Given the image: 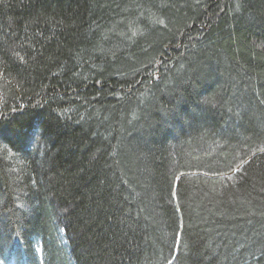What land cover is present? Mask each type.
<instances>
[{"label": "trees", "instance_id": "trees-1", "mask_svg": "<svg viewBox=\"0 0 264 264\" xmlns=\"http://www.w3.org/2000/svg\"><path fill=\"white\" fill-rule=\"evenodd\" d=\"M0 264H264V0H0Z\"/></svg>", "mask_w": 264, "mask_h": 264}]
</instances>
